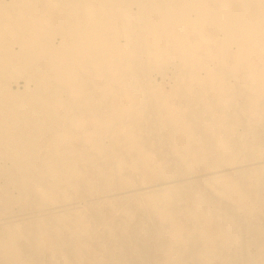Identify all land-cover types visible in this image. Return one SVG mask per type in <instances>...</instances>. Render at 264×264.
I'll return each instance as SVG.
<instances>
[{
    "label": "bare ground",
    "instance_id": "bare-ground-1",
    "mask_svg": "<svg viewBox=\"0 0 264 264\" xmlns=\"http://www.w3.org/2000/svg\"><path fill=\"white\" fill-rule=\"evenodd\" d=\"M0 264H264V0H0Z\"/></svg>",
    "mask_w": 264,
    "mask_h": 264
}]
</instances>
